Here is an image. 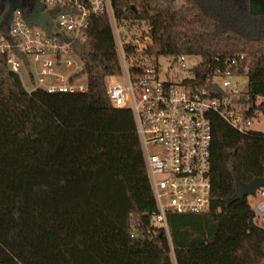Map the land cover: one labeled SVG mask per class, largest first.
Returning <instances> with one entry per match:
<instances>
[{
    "label": "trees",
    "instance_id": "obj_1",
    "mask_svg": "<svg viewBox=\"0 0 264 264\" xmlns=\"http://www.w3.org/2000/svg\"><path fill=\"white\" fill-rule=\"evenodd\" d=\"M111 8L119 23L150 26L151 56L197 59L193 87L209 88L210 72L235 57L245 117L264 116V0H111ZM71 47L84 93H28L0 53V264H264V228L247 198L234 199L239 185L264 178V133L209 114L211 210L166 214L167 231L155 227L132 112L114 109L106 93L121 73L107 15Z\"/></svg>",
    "mask_w": 264,
    "mask_h": 264
},
{
    "label": "built area",
    "instance_id": "obj_2",
    "mask_svg": "<svg viewBox=\"0 0 264 264\" xmlns=\"http://www.w3.org/2000/svg\"><path fill=\"white\" fill-rule=\"evenodd\" d=\"M39 4L43 14L54 17V28L40 24L29 27L25 22L28 15L21 9L2 24L5 30L0 33V53L8 69L23 72L32 87L28 93H84L86 81L79 80L82 66L71 44L86 38L92 18L107 15L121 73L107 79L106 93L114 109L132 112L157 208L153 214L155 227L167 231L166 214L208 213L212 191L208 115L217 114L240 133L251 131L255 120L245 117L246 89L238 90V79L244 77L236 74V58L218 63L207 80L209 88L193 87L189 81L194 80L192 70L199 61L184 55L151 56L150 26L117 22L111 0H39ZM159 58L168 63L164 81L160 80ZM189 62H193L191 66ZM216 80H221V85ZM149 146L159 149L158 153L150 154ZM247 200L252 201L249 206L254 224L264 221V189Z\"/></svg>",
    "mask_w": 264,
    "mask_h": 264
},
{
    "label": "water",
    "instance_id": "obj_3",
    "mask_svg": "<svg viewBox=\"0 0 264 264\" xmlns=\"http://www.w3.org/2000/svg\"><path fill=\"white\" fill-rule=\"evenodd\" d=\"M1 7L3 8V13L0 16V25L5 24L7 20H11L12 13L17 9H21L22 4L21 0H4ZM39 8V0H34V10L25 18V22L29 27L36 25L34 20ZM45 21L43 20L42 24ZM214 90L221 94V91L216 87H214ZM260 189H264V178L255 179L247 185H239L234 199H244L253 196Z\"/></svg>",
    "mask_w": 264,
    "mask_h": 264
},
{
    "label": "rangeland",
    "instance_id": "obj_4",
    "mask_svg": "<svg viewBox=\"0 0 264 264\" xmlns=\"http://www.w3.org/2000/svg\"><path fill=\"white\" fill-rule=\"evenodd\" d=\"M31 4H26L24 5L22 8H21V11L25 14V15H28L30 12H31ZM3 30H5V27H2ZM193 62H189L188 63V66H191ZM158 64L160 65L162 71L160 73L161 77H160V80L161 81H164L165 79V75H166V71L168 69V63H167V60H165L164 58H159L158 59ZM19 78H20V81L22 83V86L24 88V90L26 92H29L31 90V84L28 83L25 75L23 74V72H20L18 74ZM80 81H85V77L82 76L80 79ZM238 81L240 82L241 86L239 87V91H245L246 89V79L244 78H240L238 79ZM216 84L218 85H221V80H216L215 81ZM250 130L251 131H254V132H259V133H264V116L262 114H260L254 121H252V125L250 127ZM148 151L150 154H157L159 149L155 148L154 146H149L148 148ZM257 201H261L260 198L257 199ZM248 203L251 204L252 201L251 200H248ZM257 225L264 228V221H258L257 222Z\"/></svg>",
    "mask_w": 264,
    "mask_h": 264
},
{
    "label": "flooded vegetation",
    "instance_id": "obj_5",
    "mask_svg": "<svg viewBox=\"0 0 264 264\" xmlns=\"http://www.w3.org/2000/svg\"><path fill=\"white\" fill-rule=\"evenodd\" d=\"M4 0H0V16L3 13V8L1 7V4ZM22 7L26 4H31V12L34 10V0H21ZM21 7V8H22ZM30 12V13H31ZM29 13V14H30ZM43 20H46L45 23L42 24ZM36 24L40 25H49L51 28H54V17L52 15H45L42 13V8L40 6L39 10L37 11V16L35 17Z\"/></svg>",
    "mask_w": 264,
    "mask_h": 264
}]
</instances>
